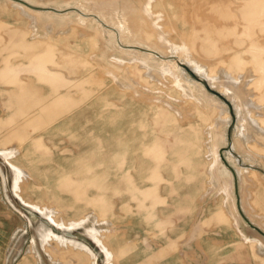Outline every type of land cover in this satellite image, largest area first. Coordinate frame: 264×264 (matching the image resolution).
Returning <instances> with one entry per match:
<instances>
[{"label": "rangeland", "instance_id": "374dc122", "mask_svg": "<svg viewBox=\"0 0 264 264\" xmlns=\"http://www.w3.org/2000/svg\"><path fill=\"white\" fill-rule=\"evenodd\" d=\"M91 263L264 264V0H0V264Z\"/></svg>", "mask_w": 264, "mask_h": 264}, {"label": "bare ground", "instance_id": "6f19581e", "mask_svg": "<svg viewBox=\"0 0 264 264\" xmlns=\"http://www.w3.org/2000/svg\"><path fill=\"white\" fill-rule=\"evenodd\" d=\"M80 18V17H79ZM124 28V27H123ZM197 66V65H196ZM199 66V65H198ZM169 67V66H168ZM197 69V68H196ZM202 70H203V68H202ZM200 72H202V71H200ZM164 73H166V71H164ZM168 73V72H167ZM169 75H170V77H172V80L173 81H175V83H177L178 82V78H177V76L175 75V73L173 74V72H170L169 73ZM4 153V152H3ZM6 153V154H5ZM4 153V155H5V157L6 158H10L11 156L9 155V153L8 152H5ZM10 165H12L11 163H9ZM14 168H16L14 165H12ZM13 168V169H14ZM17 176V175H16ZM19 177H20V175H19ZM18 177V178H19ZM15 180H16V178H15ZM15 180H14V186H15ZM17 186V185H16ZM14 190L16 191L17 190V188L15 187L14 188ZM19 191V190H18ZM16 193V192H15ZM17 195V194H16ZM20 198V197H19ZM21 199V198H20ZM22 200V199H21ZM24 203H25V201H23ZM26 204V203H25ZM43 215H45V216H47L50 220H51V222L53 223V224H55V225H59V226H61V224L59 223V222H57V221H55L54 219H52L51 217H50V213H47V211H46V209L44 208V209H38ZM83 221H76V222H71L70 224H71V226H74V225H76V224H81ZM90 229V228H89ZM93 229V228H92ZM86 234L90 237V238H92V240L94 241V242H96L97 244H99V246H101V248L106 252V254H107V250L105 249V247L101 244V242H100V240H99V238L97 237V234L95 233V231H93V230H86ZM44 239L43 240H46L48 237H52V238H54V239H56L57 241H61V242H68L70 245H72L73 247H76V248H79V249H81V250H83V251H85L87 254H89L90 256H92V257H94V255H93V253L90 251V249L85 245V244H83V243H81V242H75V241H72V240H66V239H64L62 236H57L55 233H53L50 229L48 230V229H46V231H45V233L43 234V236H42ZM108 255V254H107ZM109 256V255H108ZM107 256V257H108ZM92 264V263H91Z\"/></svg>", "mask_w": 264, "mask_h": 264}, {"label": "crops", "instance_id": "0c3cea01", "mask_svg": "<svg viewBox=\"0 0 264 264\" xmlns=\"http://www.w3.org/2000/svg\"><path fill=\"white\" fill-rule=\"evenodd\" d=\"M67 98H68V95L66 92L61 93L60 95L57 96V98L54 99L52 106L54 104L59 107V105L62 104V102H65L66 100H68ZM50 109H51V106L49 107L48 105L43 106L40 108V113L34 117H40V118H45L46 116L49 117V115H51V113L49 112ZM52 114H54V112Z\"/></svg>", "mask_w": 264, "mask_h": 264}]
</instances>
